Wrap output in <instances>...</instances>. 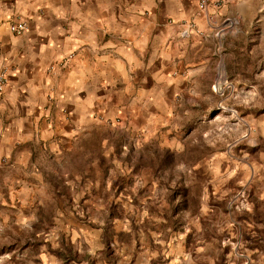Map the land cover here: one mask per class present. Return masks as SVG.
Segmentation results:
<instances>
[{"label":"rangeland","instance_id":"rangeland-1","mask_svg":"<svg viewBox=\"0 0 264 264\" xmlns=\"http://www.w3.org/2000/svg\"><path fill=\"white\" fill-rule=\"evenodd\" d=\"M212 73L97 172L0 188V264H264V0L218 26Z\"/></svg>","mask_w":264,"mask_h":264},{"label":"crops","instance_id":"crops-1","mask_svg":"<svg viewBox=\"0 0 264 264\" xmlns=\"http://www.w3.org/2000/svg\"><path fill=\"white\" fill-rule=\"evenodd\" d=\"M252 1L0 0V188L61 166L83 177L127 130L152 138L179 98L208 89L217 28Z\"/></svg>","mask_w":264,"mask_h":264},{"label":"built area","instance_id":"built-area-1","mask_svg":"<svg viewBox=\"0 0 264 264\" xmlns=\"http://www.w3.org/2000/svg\"><path fill=\"white\" fill-rule=\"evenodd\" d=\"M198 7H199V9H202L203 8V4L200 3ZM8 29H9L10 33H12L13 35L18 36V35H20V34L25 32L26 25L23 22H11L8 25ZM4 84H5L4 72H3V70H1L0 71V92L2 91Z\"/></svg>","mask_w":264,"mask_h":264}]
</instances>
